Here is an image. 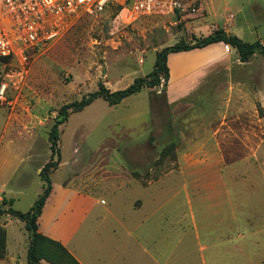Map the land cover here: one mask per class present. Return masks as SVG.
<instances>
[{
    "label": "rangeland",
    "instance_id": "1",
    "mask_svg": "<svg viewBox=\"0 0 264 264\" xmlns=\"http://www.w3.org/2000/svg\"><path fill=\"white\" fill-rule=\"evenodd\" d=\"M112 18L107 12L68 21L27 65L0 69V84L8 85L7 101L0 102V198L8 199L0 200V207L27 212L43 182L34 168L53 160L52 185L64 183L88 194L94 200L88 209L99 201L82 227L92 234L118 231L108 250L112 264H156L145 248L154 252L157 240L166 246L160 264H264V52L241 62L228 45L225 59L200 68L196 57H172L168 66L175 62L177 68L167 86L162 81L115 106L97 98L59 126V154L52 155L49 140L63 106L98 91L100 83L117 91L147 77L157 52L167 46L191 44L217 29L264 45V0H189L183 12L148 17L118 31ZM172 142L173 152L162 157ZM8 148L12 152L5 157ZM4 157L13 168L21 167L6 186ZM219 181L213 213L204 217L218 224L222 243L202 252L194 202L209 188L216 192ZM150 183L153 192L143 195L146 208L134 212ZM156 191L168 213L167 234L156 218L148 219L159 208ZM100 203L115 208L114 218L101 222ZM202 207L196 205V212ZM0 224L8 231L0 264H27L25 223L4 214ZM126 230L133 233L128 249ZM81 249L89 251L86 245ZM170 253L174 258L166 262Z\"/></svg>",
    "mask_w": 264,
    "mask_h": 264
},
{
    "label": "crops",
    "instance_id": "2",
    "mask_svg": "<svg viewBox=\"0 0 264 264\" xmlns=\"http://www.w3.org/2000/svg\"><path fill=\"white\" fill-rule=\"evenodd\" d=\"M228 45L224 43H215L212 45H209L206 48L202 49H195L187 52H177L172 53L168 57V63L170 64L172 57H180V58H187V57H196L198 58V61L196 62L198 64V68L202 66H206L208 64L214 63L218 61V59L222 60L225 59L229 54L227 53V47ZM204 56H207L204 60ZM173 61V60H172ZM170 68V67H169ZM177 68V64L175 62L172 63L170 68V79L172 78V69ZM189 69L186 68L182 71L183 74L180 75V77L186 76V72ZM9 144H12V141H9ZM12 152L10 148L6 149L4 151V156L6 157ZM4 157V160L2 164L7 167V180L4 183L6 186L7 183L13 181L17 178L18 173L20 172V164L18 167L13 168V164L10 160H7ZM25 161L22 159L21 164H23ZM39 165V164H37ZM21 168V167H20ZM41 167L36 166L34 168V175L40 179V173H41ZM29 179V178H27ZM221 181V180H220ZM220 181L218 182L217 190L216 192H212V188H209V191L206 196L196 200L194 202V210H193V219L195 224V233H196V239L199 242L200 251H210V249H215L217 243H222L218 239V230L217 226L218 224L214 222L212 219L211 223L207 221V219L204 217L206 216L211 210H213L215 206L216 197L218 194V187L220 186ZM43 182H42V188L36 193L35 196L29 201L28 207L29 209L33 206L35 201L38 199L40 194L43 191ZM160 184L163 185V183L160 182ZM161 185V186H162ZM150 189H143V194L140 195L144 199L143 195H146L149 191L153 192V183H150L148 185ZM52 192L49 196V198L46 201V204L44 206L43 212L41 217L39 218V231L56 240L59 241L61 244H63L69 252L81 263V264H112L114 254L108 251L112 249L114 243H116L118 238V231L115 229H111L109 231H106L104 229H100L96 231L95 234H92L91 231L88 229H84L82 225L84 224V221L88 219L89 214L94 210L93 207H96L98 205L99 201H96V204L92 205L89 209L88 202L94 201L91 196L88 194L83 193L82 191L78 190L74 186L71 185H52ZM157 197L156 202L157 206L155 207L159 208L155 211L152 210L151 216L148 217V219L156 218L158 223L160 222V225H158L161 229L162 234H167L168 229L166 226H164V223L167 219V212H164V207L162 203V197L161 195L156 191ZM17 195H22L17 194ZM16 195V196H17ZM8 197L14 200V203L16 201L15 198L8 195ZM202 197V196H201ZM3 198L1 197L0 200L2 201ZM142 203V206L139 209H132L134 212H140L143 211V209L146 208L147 203ZM101 204V203H100ZM201 204L203 207L202 209L199 208V211L196 212V205ZM210 204V205H209ZM102 205V204H101ZM103 206V210L105 214L100 213V220L101 222L105 221V217H112L114 218V210L109 209L107 206ZM91 209V210H90ZM152 209V207H151ZM213 212H210V216ZM230 217V216H229ZM211 218V217H210ZM227 216L225 217V221H227ZM147 219V220H148ZM222 219V218H221ZM225 221H221V223H225ZM125 228V227H124ZM8 232V231H7ZM127 236L125 237V240L127 241L126 249L129 248V243L132 238V232L130 230H126ZM8 234V233H7ZM9 239V237H8ZM166 240L163 238L161 239V244L165 243ZM159 240L155 242V247L153 248L154 252L151 253L149 249L145 248V254L148 256L150 253V256L152 257L153 261L156 264H160L162 262L159 261V257L162 258L166 255V246L159 247L158 246ZM81 245L84 247L85 245L89 247V251L87 253H84L81 249ZM111 251V250H110ZM128 255L126 254V257ZM174 258V253H170L168 255V258L166 262L169 261V259ZM28 264V262H27Z\"/></svg>",
    "mask_w": 264,
    "mask_h": 264
},
{
    "label": "built area",
    "instance_id": "3",
    "mask_svg": "<svg viewBox=\"0 0 264 264\" xmlns=\"http://www.w3.org/2000/svg\"><path fill=\"white\" fill-rule=\"evenodd\" d=\"M189 0H0V69L29 59L54 40L68 21L109 12L118 31L148 17L186 10ZM2 72V70H0ZM8 85L0 84V102Z\"/></svg>",
    "mask_w": 264,
    "mask_h": 264
},
{
    "label": "trees",
    "instance_id": "4",
    "mask_svg": "<svg viewBox=\"0 0 264 264\" xmlns=\"http://www.w3.org/2000/svg\"><path fill=\"white\" fill-rule=\"evenodd\" d=\"M215 43H224L236 49L241 62L249 61L251 57L258 52H264V45L261 42H245L240 37L227 33L224 29H217L207 36L195 39L191 44H188L185 41H179L174 45L167 46L157 52L154 69L147 77L136 78L130 86L117 91H111L105 86V84L100 83L98 91L91 93L81 101L63 106L59 112V118L50 133L49 140L52 155L55 156L56 154H59V126L67 121L71 112L83 110L91 105L97 98H103L111 106H115L120 104L125 98L140 93L144 88L160 87L162 81H164V85L167 86L170 82V68L168 66V57L170 54L202 49ZM175 145V142L168 144L162 152V157L170 155L173 152ZM55 165L56 163L52 160L41 169L40 177L44 183L43 191L27 212L15 210L12 206L9 209L0 207V216L8 214L25 223L30 238L27 252L28 264H42V261H46L49 264H81L63 244L39 231V218L42 215L46 201L53 188L50 171ZM9 202L12 204L14 200L11 199ZM3 203L6 204L7 201L5 200ZM6 249L7 230L2 224H0V258L5 257Z\"/></svg>",
    "mask_w": 264,
    "mask_h": 264
}]
</instances>
